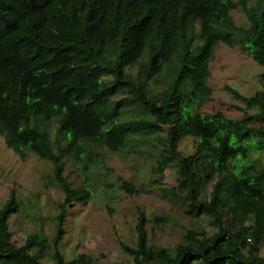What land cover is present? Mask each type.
Segmentation results:
<instances>
[{
  "label": "trees",
  "instance_id": "16d2710c",
  "mask_svg": "<svg viewBox=\"0 0 264 264\" xmlns=\"http://www.w3.org/2000/svg\"><path fill=\"white\" fill-rule=\"evenodd\" d=\"M249 1L0 0V136L22 161L33 153L53 167L64 194L53 264H94L87 255L67 262L59 250L69 210L92 194L70 183L68 161L92 150L124 154L136 135L159 133L155 172L176 165L170 192L216 231H188L173 251L153 249L141 213L136 248L123 245L130 264H264V170L248 162L264 149V75L252 97L226 87L246 105L237 107L243 118L202 111L214 93L210 65L220 44L264 67V0ZM239 7L248 27L233 18ZM128 112L141 118L126 119ZM187 137L195 140L191 156L178 150ZM238 158L246 163L236 171ZM122 187L137 193L131 183ZM19 209L13 190L0 209V264H46L38 252L44 238L13 241L9 221Z\"/></svg>",
  "mask_w": 264,
  "mask_h": 264
},
{
  "label": "rangeland",
  "instance_id": "374dc122",
  "mask_svg": "<svg viewBox=\"0 0 264 264\" xmlns=\"http://www.w3.org/2000/svg\"><path fill=\"white\" fill-rule=\"evenodd\" d=\"M248 4L254 2L248 0ZM232 15L238 26L248 27L241 7ZM210 68L209 85L214 93L202 111L212 114L222 111L230 118H243L237 107L246 108V105L237 101L226 87L236 89L245 97L254 96L263 88L264 67L238 47L232 49L220 44ZM162 88L163 85L154 86L155 91ZM248 112L254 114L256 110L248 109ZM140 118L138 112L126 115V119ZM164 138V133L138 134L124 154L107 149L92 150L93 153L90 151L78 164L68 161L65 175L70 183L92 194L86 203L77 204L68 212L65 235L59 244L67 262H76L78 256L87 255L94 264L133 263V254L123 245L136 248V226L141 213L145 215L149 246L153 249L173 251L188 231L207 237L214 235L216 230L209 225L206 216L196 217L184 200L170 192L178 186L176 165L170 166L163 176L155 172ZM194 145L192 137L183 138L178 150L183 156H191ZM248 162L264 170V149L252 150ZM244 163L246 161L240 158L234 160L233 169L239 170ZM124 182L133 184L137 193L129 194L122 187ZM13 190L20 203L18 213L9 221L15 234L13 241L22 246L28 236L38 234L46 241L42 251H38L41 260L53 264L58 204L64 200V194L54 181L53 167L33 153L22 161L0 136V209ZM210 191L211 187L208 193ZM261 257L264 259V248Z\"/></svg>",
  "mask_w": 264,
  "mask_h": 264
},
{
  "label": "built area",
  "instance_id": "2783aa9c",
  "mask_svg": "<svg viewBox=\"0 0 264 264\" xmlns=\"http://www.w3.org/2000/svg\"><path fill=\"white\" fill-rule=\"evenodd\" d=\"M249 242H251V240H248Z\"/></svg>",
  "mask_w": 264,
  "mask_h": 264
}]
</instances>
